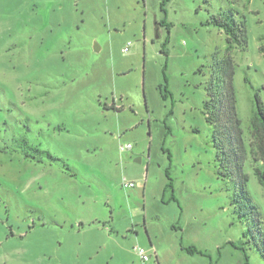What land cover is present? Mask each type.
<instances>
[{"label":"rangeland","instance_id":"obj_1","mask_svg":"<svg viewBox=\"0 0 264 264\" xmlns=\"http://www.w3.org/2000/svg\"><path fill=\"white\" fill-rule=\"evenodd\" d=\"M228 58L258 217L234 211L205 116ZM256 97L264 0H0V264H264Z\"/></svg>","mask_w":264,"mask_h":264},{"label":"trees","instance_id":"obj_2","mask_svg":"<svg viewBox=\"0 0 264 264\" xmlns=\"http://www.w3.org/2000/svg\"><path fill=\"white\" fill-rule=\"evenodd\" d=\"M215 26L222 28L227 36L229 44L228 50L232 45L239 44L238 35L235 30L222 22L219 18H214ZM229 72L225 74V78L218 76L219 82V100H215L213 93L208 91L210 100L205 104L206 121L214 128L213 147L215 149V159L220 165L219 176L221 178L234 177V194L231 199V205L234 211L242 218L251 212L258 217L257 211L251 205V201L245 190L246 177L243 175L244 163L247 159V152L242 139L241 121L236 114L235 92L232 85V76L234 74L231 60L228 58ZM163 99H166L167 90L160 88ZM255 114L250 123V141L249 155L255 164L253 166V175L257 182L264 190V109L258 97L255 98ZM168 177V174H167ZM169 179V177H168ZM170 180V179H169ZM166 188L172 189L171 183ZM247 210H250L247 212ZM248 213V214H247ZM258 225L260 221L257 220ZM245 233V238L248 236ZM257 238L260 244L259 252L264 259V233L258 228ZM244 264H247L248 257L243 249ZM188 254L200 253L194 247L185 249Z\"/></svg>","mask_w":264,"mask_h":264},{"label":"built area","instance_id":"obj_3","mask_svg":"<svg viewBox=\"0 0 264 264\" xmlns=\"http://www.w3.org/2000/svg\"><path fill=\"white\" fill-rule=\"evenodd\" d=\"M127 51V47L123 49V52ZM131 147L130 145H127L126 147L121 148V151L129 150ZM134 185L133 183H124L123 187L125 188H132ZM134 251L139 255L140 259L143 262H147L149 260V257L146 255V252L141 248H135Z\"/></svg>","mask_w":264,"mask_h":264}]
</instances>
